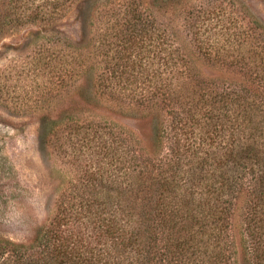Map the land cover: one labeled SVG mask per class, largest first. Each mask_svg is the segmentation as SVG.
<instances>
[{
    "label": "trees",
    "instance_id": "1",
    "mask_svg": "<svg viewBox=\"0 0 264 264\" xmlns=\"http://www.w3.org/2000/svg\"><path fill=\"white\" fill-rule=\"evenodd\" d=\"M83 4L79 42L54 26L32 39L45 42L29 71L38 143L59 187L28 243L0 238V264H264V23L246 0Z\"/></svg>",
    "mask_w": 264,
    "mask_h": 264
},
{
    "label": "rangeland",
    "instance_id": "2",
    "mask_svg": "<svg viewBox=\"0 0 264 264\" xmlns=\"http://www.w3.org/2000/svg\"><path fill=\"white\" fill-rule=\"evenodd\" d=\"M55 1L0 0V25L4 29L0 34V238L16 243H28L47 222L59 187L58 175L51 172L38 143L42 110L31 104L35 100L31 93L34 82L29 71L45 42L32 39L42 31H47L42 36L47 33L50 36L53 32L49 29L54 26L71 41L79 42L82 37L79 7H84L86 0H59L56 4ZM151 1L141 0L147 4ZM246 3L252 14L264 23V1L246 0ZM39 6L53 13L52 17L45 16L47 21L40 19L39 22L22 19ZM180 38L186 49L192 51L188 41L183 36ZM194 62L210 78L232 79L197 59ZM95 112L143 139L150 134L148 120L110 111ZM245 208L246 200L242 199L233 220L237 239L242 238Z\"/></svg>",
    "mask_w": 264,
    "mask_h": 264
}]
</instances>
